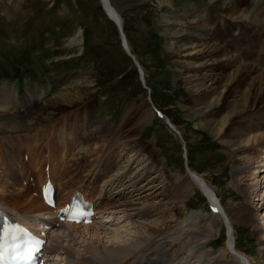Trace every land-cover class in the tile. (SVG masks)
Instances as JSON below:
<instances>
[{
    "label": "bare ground",
    "instance_id": "bare-ground-1",
    "mask_svg": "<svg viewBox=\"0 0 264 264\" xmlns=\"http://www.w3.org/2000/svg\"><path fill=\"white\" fill-rule=\"evenodd\" d=\"M108 3L112 10L109 18L120 24L130 52L118 9L110 0ZM164 10L165 13L171 14L166 20V30L162 35L166 46L165 53L172 60L171 64L176 67L179 80L184 85L185 103L193 111L201 127L215 138L231 158L234 157L230 185L243 197L249 192H255L256 203L253 202L256 198L252 197V200L246 197L244 204L236 210L237 216H234L231 211L223 208L212 184L189 167L188 180L186 179L189 183L183 187L180 182L178 184L182 188L180 192L183 196L171 198L173 196L166 195L163 190L166 185L163 182L166 173L157 170V176L149 177V174L154 172L156 163L154 165L148 158L147 145H144L143 149L138 147L136 142H131V135L124 127L114 135L113 126H109L108 136H113L116 142H122L113 144H124L125 149H129L132 155L126 163L119 165L120 170L115 166L111 167V170L103 168V157L109 156L108 150L112 145L106 146L107 140L98 141V138L93 137L88 139L92 125L88 124L91 111L87 110L88 112L82 113L83 128L80 123L74 124L77 132L82 133V136H79L81 139L76 138L80 139V145L77 147L79 149L75 154L78 158L70 157L67 161L66 137H61L59 144L54 143L53 148H43L41 155L38 149L26 150L30 156L28 166L32 171L38 172H41V164L47 160L42 154L49 150V171L46 172L45 178H50L57 184L58 193H62L61 197H58L59 205L69 203L73 193L78 191L94 204V209L100 217L105 216L104 220L87 226L57 222L52 215L53 211L40 199L45 178L41 186L33 190L36 198L30 197L21 186L14 190L19 176L14 175L11 178L9 175L12 170H8L10 173L4 171L6 167L3 166L12 159L15 163H20L21 156H17L19 149L27 147V143L32 145V138L37 134L28 133L33 127H36V131L39 128V133L44 130L41 134L47 133L46 127L53 124L56 117L65 113L64 107L69 109L83 103L88 99V93L83 89H80V92L84 93V97L73 93L70 81L72 76L64 88L39 107L35 105L38 103L36 95L28 91L25 96L27 101L24 117L19 111L20 108L14 105V99L10 98L8 87L2 85L0 132L5 135L0 134V208L21 223L30 220L34 227L40 218H46L47 224L54 229L48 236L46 251L51 256H60L59 264H185L189 261L192 264H264V224L261 223L264 221V212L261 222L257 217L259 201L264 205V129L257 120V117L264 116V70H261L256 59L245 63L234 56L235 54L232 55L228 47L220 46L222 36L214 33L218 32L222 18L227 21L229 30H234L236 24L244 21V14L238 6L227 0H201L192 7L182 6L174 10L164 7ZM255 28L253 33L259 37L264 35V23L260 22L258 28ZM260 38L264 40V36ZM234 89L241 91L238 105L236 99H226L232 97L230 94ZM167 119L169 120L168 117ZM172 125L176 128L174 123ZM62 129L63 127L54 129V135L60 137ZM86 132L88 137L83 140L87 136ZM14 134L25 135L26 137L22 136L25 139L20 140L23 143L17 140ZM180 136L179 134L178 137ZM200 146H203L201 142ZM23 152L25 150L21 154ZM57 153H63L64 159L61 161L60 158L59 162L55 163L52 160H56ZM84 154L86 157L90 156V159L83 160ZM133 163H136L135 170L132 169L134 167L130 168ZM255 163L258 165L254 172L249 171ZM59 164H63L60 176L57 170ZM24 169L26 167L21 165L19 174ZM107 171L110 174L105 173ZM14 174L18 172L14 171ZM247 176L250 178L245 179ZM7 177L11 179V185L8 181H3V178L7 180ZM159 184H162L161 190L158 189ZM123 186L130 187L129 191L120 192ZM196 187L208 195L212 213L191 210L177 223L178 212L186 210L185 197L190 193V188L193 190ZM137 191H140V197L134 198L131 194H136ZM130 192L132 193L129 194ZM237 218L243 225L252 227L251 235L256 240L257 255L261 262L237 248L234 235L236 227L233 222ZM106 219L110 220L111 224L101 225ZM122 223L127 224L123 225L124 230L110 229V226L115 227ZM130 228L132 230H129ZM224 228L227 232L225 246L216 251L207 249V242L215 239Z\"/></svg>",
    "mask_w": 264,
    "mask_h": 264
},
{
    "label": "rangeland",
    "instance_id": "rangeland-1",
    "mask_svg": "<svg viewBox=\"0 0 264 264\" xmlns=\"http://www.w3.org/2000/svg\"><path fill=\"white\" fill-rule=\"evenodd\" d=\"M110 1L121 16V25L124 27V36L128 41L130 52L138 65L143 68V82L140 81L138 69L133 65L130 56L124 52L119 31L102 9L101 0H0V86L5 85L9 90L17 86L19 87L17 95H20V89L21 96L25 97L28 91H38V89L33 90L35 84H38L37 86L44 84L42 93H33L38 99L35 105L39 107L64 88L72 76L70 81L73 93L84 97V93L80 92V89H83L88 93V99L75 107L69 109L64 107L65 113L56 117L55 122L46 127L47 133L41 134L44 130L39 133L40 129L37 128L36 131V127L28 132L37 133L32 139L39 138L41 141L39 149L45 144L44 138L49 141L55 134L54 129L59 125L67 126L68 132L74 131V134L77 128L73 129L71 124L80 123L83 128L82 113L89 110L91 118L88 124L92 126L88 139L93 137L98 138V141L107 140L106 146L112 145L108 150L109 156L103 157L106 159V164L103 160V168L111 170V167L115 166L120 170L119 165L126 163L128 157L132 155L129 149H125L124 144H113L122 142H116L113 136H108L109 126H113L114 135L124 127L131 135V142H136L135 144L143 149L144 145H147L148 158L154 165L156 163L154 172L149 174V177L157 176V170L166 173L163 181L166 184L163 188L166 195L173 196L171 198L183 196L180 192L182 188L178 184L180 182L183 187L189 183L187 181L189 167L212 184L223 208L237 216L236 210L244 204L245 198H256L253 201L256 203L257 194L249 192L243 197L230 185L231 164L234 157L231 158L215 138L201 127L193 111L186 105L184 85L179 80L176 67L171 64L172 60L166 55V46L163 43L162 35L166 30V20L171 16L165 13L164 7H170L172 10L180 9L182 6L192 7L201 0ZM227 1L238 6L244 14V21L236 24L234 30H229L227 21L222 18L223 22L218 29L220 35L228 36L238 32V35L244 33L254 37L255 26L258 28L260 22L264 23V9H262L264 0ZM256 36L255 39L258 40L259 37ZM229 52L235 54L234 56L242 62H252L250 59L247 61L239 57L231 49ZM256 61L261 70H264V56ZM230 95L232 97L226 99H236L238 105L241 91L234 89ZM21 99L24 103L27 101L25 98ZM224 102L226 103L225 100ZM155 109L175 124L178 134H174L167 124L159 119ZM25 111L24 106V111H21L24 117ZM257 120L264 129V116L257 117ZM0 134L5 135L2 132ZM14 135L19 141L25 139L22 138L25 136L23 134ZM78 136H82V133L79 132ZM87 137L88 135L83 140ZM68 141H70L69 147L71 146L68 154L70 152V157L78 158L75 155L79 149L78 143L72 139ZM12 142L16 144L15 141ZM200 142L203 146H200ZM215 142L217 144H214ZM20 154L18 151L17 156L19 157ZM82 158L89 160L90 156L86 157L84 154ZM257 165L255 163L249 171L254 172ZM59 166L63 167V164ZM135 166L136 163H133L130 168L134 167L132 169L135 170ZM249 178V176L245 177V179ZM3 181L7 182L5 178ZM161 186L162 184L158 185L159 190ZM17 189L18 186L15 185L14 190ZM122 191L126 193L129 189L126 187ZM131 195L138 198L140 191ZM187 195L184 200L186 210L178 212L177 223L191 210L212 213L205 194L197 187L193 190L190 188V193L188 192ZM259 204L257 217L261 222L264 205L262 201H259ZM238 220L237 218L233 221L236 227L234 235L237 248L261 262L257 255L256 240L251 235L252 227L243 225ZM261 223L264 224V221ZM123 225L127 224L110 226V229L124 230ZM128 227L129 225L126 229ZM226 239V228H224L215 239L207 242L206 248L216 251L225 246ZM60 262L59 259L57 263Z\"/></svg>",
    "mask_w": 264,
    "mask_h": 264
},
{
    "label": "snow or ice",
    "instance_id": "snow-or-ice-1",
    "mask_svg": "<svg viewBox=\"0 0 264 264\" xmlns=\"http://www.w3.org/2000/svg\"><path fill=\"white\" fill-rule=\"evenodd\" d=\"M3 236L0 234V264H4L5 262V256H4V245L2 243ZM9 239H11L13 242L17 239L16 237L11 236L9 234ZM37 244L39 245V241H37ZM12 258L15 261H21L22 264H32V261L35 259V255L33 253V250L29 249L27 253H24L22 256H18L17 253L23 252V248L17 249L13 247L10 249Z\"/></svg>",
    "mask_w": 264,
    "mask_h": 264
},
{
    "label": "water",
    "instance_id": "water-1",
    "mask_svg": "<svg viewBox=\"0 0 264 264\" xmlns=\"http://www.w3.org/2000/svg\"><path fill=\"white\" fill-rule=\"evenodd\" d=\"M105 8H106V10H108V15H109V13L111 14V11H112V10H111V8L108 7V3H107L106 0H105ZM109 16H110V15H109ZM112 22H113L114 24H116V26H117V29H118V31H119V36H120V38H121V40H122V47H123L124 52H126L127 55L130 56L133 65L136 67V69H138V72H139V79H140V81H142V69H141V67L138 65L137 61H135L134 56L131 54V52H129V50H128L127 46H126L125 40H124L123 35H122V30H121V26H120V24H118V22H117L116 20H114V21L112 20ZM142 82H143V81H142ZM163 121H164L165 123H167L169 126L171 125V124L168 122L167 119L163 118Z\"/></svg>",
    "mask_w": 264,
    "mask_h": 264
}]
</instances>
